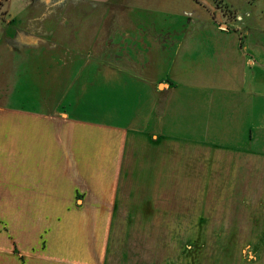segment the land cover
Instances as JSON below:
<instances>
[{
	"label": "crops",
	"instance_id": "crops-1",
	"mask_svg": "<svg viewBox=\"0 0 264 264\" xmlns=\"http://www.w3.org/2000/svg\"><path fill=\"white\" fill-rule=\"evenodd\" d=\"M40 1L51 18L12 17L4 22L11 34L0 35V202L18 203L20 235L39 234L23 247L35 261L18 264H95L90 250L108 227L100 219L166 205L169 165L182 169L185 185V169L196 170L192 194L206 182L225 185L216 169L247 170L251 180L264 172V117H254L264 100V50L249 49L242 14L243 34L229 27L237 26L227 17L237 10L232 0H198L188 12H175L181 0H164L157 8L187 26L176 38L110 30L147 22L109 17L123 0ZM99 77L101 90L109 84L123 96L93 119L82 101ZM129 85L136 95H126Z\"/></svg>",
	"mask_w": 264,
	"mask_h": 264
},
{
	"label": "rangeland",
	"instance_id": "rangeland-1",
	"mask_svg": "<svg viewBox=\"0 0 264 264\" xmlns=\"http://www.w3.org/2000/svg\"><path fill=\"white\" fill-rule=\"evenodd\" d=\"M37 1L3 0L0 6V35L7 32L11 34L7 29L9 25H5L4 22L12 17L15 18V22L19 19L23 22L25 19L51 18L55 11L52 12L48 8L43 10V6L38 7ZM43 1L52 2V0ZM163 1L123 0L118 7H109V17L123 19V22L128 25L136 20L137 22L147 21L143 22L144 25L140 22L139 25L112 26L109 27L110 30H120L122 34H129L132 37L135 34H142L148 38V36L154 37L164 33L178 37L187 26H180L179 23L173 22L176 19L169 18V9L165 11L163 8H157ZM159 2L161 4H158ZM121 3H123L122 6H120ZM178 3H182V10L176 9L175 12H188L200 1L181 0ZM131 4H137L138 9L129 10L128 7ZM231 5L238 11H228V13L226 10L227 17L237 25L239 22L235 20V17H240L242 14L243 22L247 23L242 25L246 27L245 31L251 46L249 49L262 53L261 48L264 50V0H252L249 3L247 0H232ZM220 6L223 8V5L220 4ZM140 8L144 10L140 11ZM83 16L80 15V17ZM229 27L233 30L236 28L238 35L243 34V28L240 25ZM229 27L223 24L221 29H230ZM140 53L143 58L144 50L142 49ZM163 73L161 70L159 75L164 76ZM98 80L99 82L89 89L82 101V105L85 103L84 106L88 109L86 115L93 119L96 118L95 115H98L101 107L113 110L123 96L122 91L109 84L104 83L101 90L100 77ZM93 81L96 82L94 77ZM29 85V91L33 94ZM125 88L126 95L132 91L136 95L137 89L133 85ZM5 98L7 99V94ZM15 104L16 102L13 103ZM90 108L95 110L91 111ZM122 109L125 108L122 107ZM254 117L255 123L260 121L259 118L264 117L263 99L255 104ZM170 167L171 165H169V202L166 205L164 202L156 201L155 211L150 209L139 217L100 219L103 227H105V220L107 221V234L104 241L102 237L98 241L102 245L100 249L90 250L93 262L95 264H264V201L257 200L264 196V185L255 184L261 177L264 178V172L257 171L256 178L251 180L249 178L251 174L247 170H242L240 175L236 169H216L217 179L224 181L225 185L216 187L206 182L205 187L200 186V194L197 191L196 194H192L193 192L189 193L193 182L190 175L196 174V170L185 169V177L189 181V185H185L182 169ZM250 180L254 183L249 184ZM202 189H204L203 192ZM224 193H228L229 198H225ZM237 194L246 200L234 201ZM145 206L149 207V204ZM19 214L18 203L0 202V259L5 264H18L15 261L18 258L22 262L24 260L29 262L33 257L35 261L31 250H23V247L26 246L28 249V245H32L33 238L36 239L39 236L33 232L34 228H37L35 226L37 219H28V222H31L29 226L34 230L28 235L23 231L24 233L20 235L18 231L25 220L21 219ZM40 242L39 248L36 249L38 251L44 248V240ZM92 242L93 244L95 242L94 235H92Z\"/></svg>",
	"mask_w": 264,
	"mask_h": 264
},
{
	"label": "trees",
	"instance_id": "trees-1",
	"mask_svg": "<svg viewBox=\"0 0 264 264\" xmlns=\"http://www.w3.org/2000/svg\"><path fill=\"white\" fill-rule=\"evenodd\" d=\"M2 1H3V0H0V6L2 5V3H1ZM4 1H6V0H4Z\"/></svg>",
	"mask_w": 264,
	"mask_h": 264
}]
</instances>
